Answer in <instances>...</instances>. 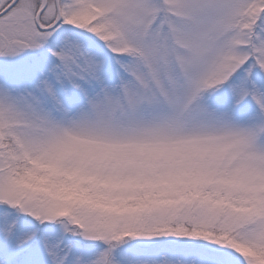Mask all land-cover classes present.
I'll return each instance as SVG.
<instances>
[{
  "label": "snow or ice",
  "instance_id": "snow-or-ice-1",
  "mask_svg": "<svg viewBox=\"0 0 264 264\" xmlns=\"http://www.w3.org/2000/svg\"><path fill=\"white\" fill-rule=\"evenodd\" d=\"M0 264H264V0H0Z\"/></svg>",
  "mask_w": 264,
  "mask_h": 264
}]
</instances>
